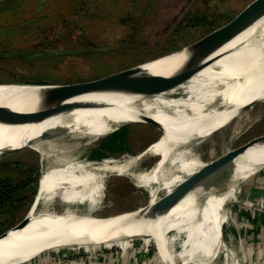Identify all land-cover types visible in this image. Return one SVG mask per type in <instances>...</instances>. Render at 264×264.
<instances>
[{"label": "bare ground", "instance_id": "1", "mask_svg": "<svg viewBox=\"0 0 264 264\" xmlns=\"http://www.w3.org/2000/svg\"><path fill=\"white\" fill-rule=\"evenodd\" d=\"M218 53H222L220 58L186 83L151 99L90 93L64 104L105 103L109 108L77 110L52 117L36 126L0 125V150L18 148L25 133L33 138L41 131L57 128H72L78 131L81 139H97L112 131L113 128L109 129L112 123L135 122L142 115L170 129H164V135L142 154L122 162L76 165L65 171L43 173V187L38 189L36 207L29 216V224L20 231L10 232L0 241V264H25L64 236L62 240H71V236H74L72 239L86 238L87 241L79 246L86 243L88 246L102 245L133 236L129 232L131 229L126 227L139 211L99 220L90 218L92 212L82 215L70 211L38 210L40 205L48 204L57 196L67 203L87 200L93 204L103 182L114 174L128 176L137 187L149 189L152 199L157 192V189L149 188L153 184L166 191L174 188V193L177 191L174 197H179L178 200L153 217L146 233L154 239L158 251L161 248L170 255V264H212L213 256L225 248L220 239V229L228 219L227 208L239 200L238 186L264 168V147L253 145L235 161L232 172L210 181L181 187L182 176L198 173L207 167L189 157L188 150L227 126L231 121H226L235 115L233 110L254 101H264V18ZM184 57V53L176 54L145 64L141 69L168 76L181 66ZM41 92L38 87L1 86L0 115L39 110ZM180 92L185 97L175 96ZM151 159L161 161L151 171L141 169ZM176 165H179V170L172 174L171 169ZM172 233L174 242L181 240L177 249L170 252L160 242L162 240L170 249Z\"/></svg>", "mask_w": 264, "mask_h": 264}, {"label": "rangeland", "instance_id": "2", "mask_svg": "<svg viewBox=\"0 0 264 264\" xmlns=\"http://www.w3.org/2000/svg\"><path fill=\"white\" fill-rule=\"evenodd\" d=\"M6 1L10 8L5 13H0V57L6 54L14 56L0 59V84L18 83L10 82L14 78L31 84H63L67 82L71 84L90 81L169 54L173 52L170 49L173 46L172 42L181 46L183 43L195 42L199 37L197 33L200 29L187 31L184 29L187 22L181 20L182 14H184L182 10L186 6L185 0H45L43 5H40L41 0ZM250 1L194 0L192 9L207 10L209 13L232 12L235 14ZM174 19L176 21H173ZM176 28H179L180 32L176 33ZM50 49L72 51L90 49L97 52L70 56L52 54L25 56ZM182 94L180 92L175 96L177 98L185 97ZM135 126L138 127L130 129L128 134L129 146L127 148L129 152L127 154L117 152L112 159L104 160L102 163L106 161L110 163L122 162L135 156L132 154L140 153L158 139L157 132L143 125L136 124ZM162 127L165 130H170L168 126ZM262 134H264V101L256 103L238 115L227 126L194 145L188 150L189 157L195 158L201 163L209 162ZM100 142V139L67 137L54 140V142L46 141L34 148L0 156V163L20 162L35 165L43 176L52 171H65L68 167L74 168L76 165L93 164L88 163V160L91 151ZM155 161V159L149 160L141 169L149 170ZM263 169L238 186L239 200L231 203L227 208L228 219L222 227V240L224 228L229 223L230 217H234V206L242 205L241 203L247 204V201H251L247 198V193H252L250 188ZM178 170L179 165H176L171 169V173L175 174ZM112 176L121 175L114 174ZM20 177V172L12 169H0V178L18 179ZM134 184L124 177H111L103 182L101 191L93 204L87 200L67 203L63 198L57 196L48 204L40 205L38 210L56 213L70 211L82 215L92 212L94 216L100 218L128 214L143 207L148 198L146 190ZM163 192L160 190L158 195H162ZM31 201L25 203L17 211L8 227L23 219L29 210ZM156 221L159 223V220ZM126 228L131 229V227ZM151 231L154 230L151 229ZM175 231L180 233L178 230ZM73 237L71 236L70 239L72 240ZM174 238L175 235L172 233L173 243L169 245L170 249L162 240L160 243L172 252L173 249H177L181 240L178 239L174 242ZM62 239L49 246L44 252L69 240V238ZM123 239L125 238L104 242L102 245L112 247V252H118L114 259L119 261V264L123 256L129 257L132 262L137 255L142 256L141 264H152L147 259L140 240L132 239L124 242ZM76 240L78 242L87 241L86 238ZM152 240L156 247L153 238ZM86 244L82 246H88V243ZM118 247H122V249ZM224 247V250L217 256H213L212 264H263L260 261L245 263L246 261L243 262L242 257L234 252L230 253L225 243ZM156 252L161 264H165L164 261H167L166 264H170L171 257L168 253H165L161 248L159 251L156 249ZM158 252L162 258L159 257ZM100 254L103 252L81 256L97 257Z\"/></svg>", "mask_w": 264, "mask_h": 264}, {"label": "water", "instance_id": "3", "mask_svg": "<svg viewBox=\"0 0 264 264\" xmlns=\"http://www.w3.org/2000/svg\"><path fill=\"white\" fill-rule=\"evenodd\" d=\"M264 18V0H251L238 12L233 14L228 20H226L221 25L217 26L215 29L210 31L208 34L204 35L197 41L181 48L180 50L173 51L169 54L163 55L161 57L155 58L153 60L143 62L136 66L127 68L125 70L109 74L107 76L97 78L90 81L71 83V84H40V83H4L1 86H26V87H38L42 90L43 95L40 97V109L33 112H17V113H7L0 115V125L8 127H26V126H36L44 121L56 117L59 115L71 114L77 110H101L108 109L109 107L105 103H92V104H78V103H68L64 104L65 101L71 100L81 95L90 93H110L119 94L126 96H141L146 99L154 98L160 94L166 93L170 90L177 88L178 86L186 83L197 73L202 71L204 68L208 67L210 64L215 62L220 58L222 53H218L225 45L230 43L236 37L244 33L246 30L250 29L257 22ZM87 52H97L96 50L82 49V50H45L42 52H36L33 54L25 56H38V55H56V56H70V55H80ZM184 53L185 57L181 66L169 74L168 76L151 74L149 72L143 71L141 68L143 65L148 63H153L176 54ZM14 55H4L3 57H12ZM22 56V55H19ZM262 101V100H261ZM260 101H254L250 104H246L239 109L233 110L235 115L230 122L234 120L238 115L245 112L256 103ZM143 125L147 128L152 129L157 132L159 136L164 135V128L159 125L156 121L150 119L148 116L142 115L138 121L135 122H123V123H112L109 129L113 128L116 130L118 128L128 126V125ZM114 126V127H113ZM78 131L72 128H57L41 131L36 137H28V133H25L18 148H4L0 150V156L10 155L14 153L21 152L25 149L31 148L33 145H38L39 143L46 141H54L62 138H78ZM158 140L149 144L144 150H142L136 157L146 151L149 147L154 145ZM257 145L258 147H264V134L254 137L243 144L228 150L227 152L221 154L217 158L209 161L203 162L207 167L198 173H192L190 175L182 176V186H190L204 183L205 181H210L216 176L224 173H230L235 169V161L245 152L252 147ZM173 151H177L174 149ZM156 160V159H155ZM161 160H156L153 166L149 169L151 171ZM235 163V165H234ZM111 177H124L126 180L131 181L128 176H108L107 179ZM32 197V201L28 212L18 223L12 227L4 230L0 233V241L5 239L10 232L20 231L24 229L30 222V214L36 207L37 191L39 189L40 181ZM152 190H156L155 199H152V195L148 190L147 192V202L146 204L138 209V216L131 222L129 227L130 236L123 239L126 240L138 239L141 241L142 248L145 251L147 259L152 264H161L156 252L155 244L148 232L150 222L153 217L160 212L167 205L172 203L174 200H178L179 197L175 195L174 188L170 191H166L157 184H153L149 187ZM176 189V188H175ZM164 191L162 195H158L159 191ZM174 193V195H173ZM151 200H154L151 202ZM90 218L92 219H107L110 217L100 218L94 216L90 213ZM122 215V214H118ZM128 230V229H127ZM220 239L222 244V227L220 229ZM122 249V247H118ZM112 247L103 245H89V246H79V245H64L57 248H52L44 253H65L71 255H85L93 254L96 252H112ZM43 253V254H44Z\"/></svg>", "mask_w": 264, "mask_h": 264}, {"label": "trees", "instance_id": "4", "mask_svg": "<svg viewBox=\"0 0 264 264\" xmlns=\"http://www.w3.org/2000/svg\"><path fill=\"white\" fill-rule=\"evenodd\" d=\"M185 1H186V6L183 9L184 10L188 9V10L186 12L182 10V13L184 14H182L183 18L181 21L187 22L186 27L184 28L186 31L200 29L197 33V36H199L198 39L202 38L204 35L208 34L217 26L224 23L233 14L232 12L209 13L207 12V10H200L198 8L192 9V4L194 0H185ZM173 21H176V19H174ZM175 32L176 33L180 32V29L176 28ZM189 43L187 42V43H183L181 46H177L175 45V42H172L173 46L170 47V49H172L171 51H176L185 47L186 45H189ZM10 82L23 83V80L22 79L18 80L17 78H14ZM67 83L69 84V82ZM67 83H63V84H67ZM136 127L138 126L135 125L124 126L116 130H113L102 137L97 138V140L100 139L101 142L100 144H98L97 147H94L93 150L91 151L88 163L99 165L104 160L112 159L117 152H120V154H127L129 152L127 148V146H129L128 134L130 132V129ZM132 155H136V154H132ZM0 169H12L14 171L21 173V177L18 179L0 178V231L2 230L4 231L10 228L8 227V225L11 224L12 219L14 218L17 211L25 203L31 201L38 186L41 173L37 166L22 164L20 162L0 163ZM43 183H44V176H42L41 178L39 188L41 186L43 187Z\"/></svg>", "mask_w": 264, "mask_h": 264}, {"label": "crops", "instance_id": "5", "mask_svg": "<svg viewBox=\"0 0 264 264\" xmlns=\"http://www.w3.org/2000/svg\"><path fill=\"white\" fill-rule=\"evenodd\" d=\"M44 2L45 0H41L40 5ZM9 8L6 0H0V13H5ZM250 190L252 193H247V198L251 201L234 206V217H230L223 230V240L230 253L234 252L242 257L243 262L260 261L264 264V169L257 175ZM82 242L72 239L63 241L57 247ZM42 254L25 264H119V261L114 259L118 252H106L97 257L65 253ZM141 257L137 255L131 262L129 257L123 256L120 264H141Z\"/></svg>", "mask_w": 264, "mask_h": 264}, {"label": "flooded vegetation", "instance_id": "6", "mask_svg": "<svg viewBox=\"0 0 264 264\" xmlns=\"http://www.w3.org/2000/svg\"><path fill=\"white\" fill-rule=\"evenodd\" d=\"M7 55V54H6ZM0 59H1V57H0Z\"/></svg>", "mask_w": 264, "mask_h": 264}]
</instances>
